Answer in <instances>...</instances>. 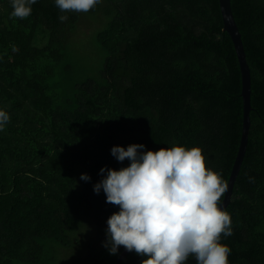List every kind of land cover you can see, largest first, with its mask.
Instances as JSON below:
<instances>
[{
    "label": "trees",
    "instance_id": "obj_1",
    "mask_svg": "<svg viewBox=\"0 0 264 264\" xmlns=\"http://www.w3.org/2000/svg\"><path fill=\"white\" fill-rule=\"evenodd\" d=\"M231 6L252 109L224 208L232 234L220 242L229 264H264V0ZM31 8L12 17L11 0H0V109L9 116L0 130V264H115L124 247L110 254L103 242L119 206L93 191L102 166L130 163L112 146H199L228 183L242 134V73L220 0H99L64 13L36 0ZM82 25L96 27L104 58L96 76L73 82L60 66ZM144 258L128 251L121 264Z\"/></svg>",
    "mask_w": 264,
    "mask_h": 264
},
{
    "label": "clouds",
    "instance_id": "obj_2",
    "mask_svg": "<svg viewBox=\"0 0 264 264\" xmlns=\"http://www.w3.org/2000/svg\"><path fill=\"white\" fill-rule=\"evenodd\" d=\"M36 0H11L10 16L25 18ZM61 13L87 12L99 0H53ZM61 21L66 15H59ZM0 109V130L8 121ZM145 145H114L110 152L127 166H102L101 179L93 191L105 193L106 202L118 205L105 229L103 245L110 254L118 247L145 257L140 264H185L191 256L196 264H229L231 249L221 243V234H232L229 212L220 206L227 183L218 171L206 167L199 146L161 147L155 151ZM80 179L90 176L81 173Z\"/></svg>",
    "mask_w": 264,
    "mask_h": 264
},
{
    "label": "water",
    "instance_id": "obj_3",
    "mask_svg": "<svg viewBox=\"0 0 264 264\" xmlns=\"http://www.w3.org/2000/svg\"><path fill=\"white\" fill-rule=\"evenodd\" d=\"M220 8L224 21L223 29L230 34L238 56L239 65L242 73V96H243V124H242L240 145L229 176V180L227 183V190L225 192L223 200L220 203V206L222 208H225L230 202L234 183L247 149L249 129L251 126L250 111L252 109V104H251L252 79H251V69L247 60V55L241 37V32L239 30V27L236 23L232 11L231 0H220ZM127 253L128 251L124 248L117 257L115 264H121L122 260L124 259Z\"/></svg>",
    "mask_w": 264,
    "mask_h": 264
},
{
    "label": "rangeland",
    "instance_id": "obj_4",
    "mask_svg": "<svg viewBox=\"0 0 264 264\" xmlns=\"http://www.w3.org/2000/svg\"><path fill=\"white\" fill-rule=\"evenodd\" d=\"M97 26V24H95ZM82 25L76 29L70 37V46L67 57L64 59L60 68H66L63 75L72 76V81H79L88 76H96L102 67L104 54L95 41L96 27ZM100 27V26H98ZM69 65V66H67Z\"/></svg>",
    "mask_w": 264,
    "mask_h": 264
}]
</instances>
